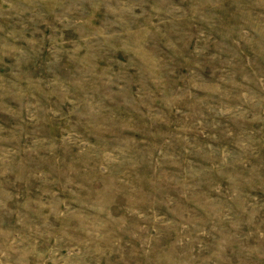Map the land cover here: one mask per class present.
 Wrapping results in <instances>:
<instances>
[{
  "label": "rangeland",
  "instance_id": "obj_1",
  "mask_svg": "<svg viewBox=\"0 0 264 264\" xmlns=\"http://www.w3.org/2000/svg\"><path fill=\"white\" fill-rule=\"evenodd\" d=\"M0 264H264V0H0Z\"/></svg>",
  "mask_w": 264,
  "mask_h": 264
}]
</instances>
